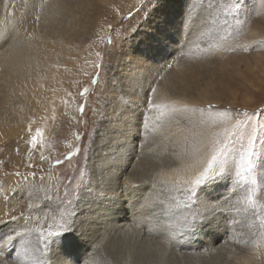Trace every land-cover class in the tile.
<instances>
[{
  "label": "rangeland",
  "instance_id": "obj_1",
  "mask_svg": "<svg viewBox=\"0 0 264 264\" xmlns=\"http://www.w3.org/2000/svg\"><path fill=\"white\" fill-rule=\"evenodd\" d=\"M234 3L0 0V27L10 38L0 45V115L8 114L9 109L18 113L19 108L21 113L31 114L36 94L42 105L50 97V102L60 99L59 111L35 148L26 146V135L20 129L7 131L0 141V204L7 206L6 215L0 218V237H17L11 241L15 243L0 247L1 264L5 259L3 264H115L116 260L121 264H232L254 245L264 255V226L258 218L264 217V130L259 127L264 112L247 126L248 131L256 127L257 137L255 207L246 199L252 186L234 182L231 164L227 166L229 179L200 193L202 203L217 206L207 212L202 206L190 205L182 193L168 191L164 183L183 184V180L149 178L167 163L171 166L190 155L198 158V143L211 147L212 140L222 138L226 126L244 119V110L264 109V0H239V10L229 11ZM31 26L41 36L45 34L54 51L41 54L42 45L24 37ZM11 46L20 52L15 59L22 55L21 61L9 60ZM9 64L12 70H6ZM4 93H9L7 98ZM149 98L154 104L178 101L189 107L167 108L162 115L161 110L149 107ZM208 105L215 107L208 109ZM227 109L232 110L231 116L218 115ZM124 129L133 134L126 142L122 141L126 140ZM131 141H135L133 152L124 172L137 171L144 181L128 188L120 184L117 195L124 202L125 224L107 222L93 230L97 236L93 242L87 240L94 223L102 224L100 209L109 211L100 188L109 180L104 174L106 166L119 144L130 147ZM134 185L137 188H131ZM127 189L146 201L141 200L139 216L131 215ZM194 213L201 215L202 222L189 232L184 220ZM73 214V230L62 232L59 225L72 222ZM124 228L139 233L120 234ZM36 229L43 231V241ZM20 230L27 236L17 235ZM49 232L61 235L49 236ZM212 232L221 235L216 239ZM173 233L175 239L170 238Z\"/></svg>",
  "mask_w": 264,
  "mask_h": 264
},
{
  "label": "bare ground",
  "instance_id": "obj_2",
  "mask_svg": "<svg viewBox=\"0 0 264 264\" xmlns=\"http://www.w3.org/2000/svg\"><path fill=\"white\" fill-rule=\"evenodd\" d=\"M27 3V2H26ZM30 3V2H29ZM52 7V6H51ZM134 8V7H133ZM52 9V8H51ZM57 9V8H56ZM54 11V10H53ZM44 12V11H43ZM45 12H46V10H45ZM42 13H41V18H42ZM48 16V15H47ZM46 16V18H48ZM43 18H45V17H43ZM50 19V18H49ZM41 21V20H40ZM46 22V21H45ZM48 22V21H47ZM50 23V22H49ZM13 25V24H12ZM42 25V24H41ZM49 25V24H48ZM1 26V25H0ZM46 25H44V27H43V30H44V28H46L45 27ZM2 27H3V25H2ZM13 27V26H12ZM15 27V26H14ZM37 27V26H36ZM4 28V27H3ZM8 28V27H7ZM160 28V27H159ZM0 29L1 30H3L1 27H0ZM5 29V28H4ZM39 29H41V26H40V28ZM42 30V29H41ZM40 30V31H41ZM9 31V30H8ZM7 31V32H8ZM11 31V30H10ZM24 32V31H23ZM42 32V31H41ZM45 32V31H44ZM11 35V34H10ZM24 37H26L29 41L31 40V42H34V43H36L37 45H42V51H41V54L44 52L43 50H45V54L47 55L48 54V51L50 50V51H54L53 49H52V45H51V43L47 40V38L45 37V34H44V36H41V34H39L38 33V31L33 27V26H31L28 30H27V32H24ZM43 35V34H42ZM7 37H8V34H7ZM6 37V41H7V39L9 38H7ZM16 38V37H15ZM10 39V38H9ZM8 39V41H10ZM17 42V41H16ZM5 42H3V41H0V45L1 44H4ZM8 43H11V42H8ZM19 43V42H18ZM17 43V44H18ZM5 44H7V43H5ZM12 45V44H11ZM8 46H9V44H8ZM13 46V45H12ZM11 46V48H13ZM19 46H20V44H19ZM6 47H7V45H6ZM54 47V46H53ZM18 48V47H17ZM9 49H10V47H9ZM2 50V52H4L3 50L4 49H1ZM7 50V49H6ZM5 50V51H6ZM11 50V49H10ZM13 50V51H12ZM11 50V58L9 57V55H8V57L10 58L9 60H11V59H14V60H18V61H21L20 59V57L22 56V55H20L19 56V59L17 58V59H15V56H17V55H19L20 54V52L19 51H16L15 50V48H13ZM48 50V51H47ZM9 51V50H8ZM7 51V52H8ZM21 51V50H20ZM17 52H19V54H17ZM1 53V52H0ZM2 54V53H1ZM4 55V54H3ZM2 56V55H1ZM22 58H24V56L22 57ZM3 59V58H2ZM4 60H6V59H4ZM3 60V61H4ZM8 60V59H7ZM2 61V60H1ZM12 61V60H11ZM5 62V61H4ZM14 62V61H13ZM16 62V61H15ZM24 62V61H23ZM22 62V63H23ZM2 63V62H1ZM0 63V65L2 66L3 65V63L1 64ZM12 63V62H11ZM5 64V63H4ZM7 64V63H6ZM21 65V64H20ZM23 65V64H22ZM25 65V64H24ZM143 65V64H142ZM5 66V65H4ZM7 67L8 68H6V70L7 69H9V67H10V69L12 70L13 68H12V65L11 64H9V65H7ZM18 68V67H17ZM25 68V67H24ZM1 69H3L2 67H1ZM22 69V68H21ZM4 70H5V68H4ZM5 70V71H6ZM15 70V69H14ZM12 72V71H11ZM14 72V71H13ZM2 73H3V71H2ZM1 73V74H2ZM5 73V72H4ZM6 73H7V71H6ZM9 73V72H8ZM24 73V72H23ZM8 75H10V74H8ZM7 75V76H8ZM13 75V74H12ZM15 75V74H14ZM28 75V74H27ZM17 76V75H16ZM11 77V76H10ZM15 77V76H14ZM14 77H12V79H14ZM22 77V76H21ZM26 77H29V76H26ZM4 78V77H3ZM6 78V77H5ZM15 78H17V77H15ZM8 79H9V77H8ZM21 79V78H20ZM23 79H25V78H23ZM30 79V78H29ZM7 80V79H6ZM10 81V80H9ZM13 81V80H12ZM3 82H5V80L3 81ZM22 82V81H21ZM6 83H7V81H6ZM28 83V82H27ZM26 83V84H27ZM0 84H2V83H0ZM36 84V83H35ZM21 85H22V83H21ZM25 85V84H24ZM38 85V84H37ZM37 87V86H36ZM1 88H3V87H1ZM8 88V87H7ZM11 88V87H10ZM5 89V88H4ZM10 90V89H9ZM5 91V90H4ZM5 94V93H4ZM9 94V93H8ZM8 94H5L4 95V97H6L7 98V96H8ZM1 95V94H0ZM38 97H39V94L37 95L36 94V98L34 99V101L32 100V105L30 106L31 107V109H32V112H31V114H28V113H21L20 111H19V109H21V108H19V109H17V112L18 113H16V112H14L13 110H11V109H9L10 111H7V112H9L8 114H3V115H0V141H2L3 139H4V136L7 134V131H8V134H10V131H15V130H17V129H20L21 131H24V133H25V135H26V139L25 140H27V144H26V146H31V143H30V140H31V136L32 135H35V132H36V129L37 128H39V129H42L43 131H45L46 129H47V126H50L49 124L51 123V120H52V116L57 112V111H59V104H58V102L60 103V99L58 100V101H54V102H50V101H53L52 99V97H50V98H48V100L42 105L41 104V102H39V100H38ZM2 98V97H1ZM12 98H13V96H12ZM20 98V97H19ZM18 98V99H19ZM14 101H16L15 100V96H14ZM17 99V98H16ZM3 100V99H2ZM7 100V99H6ZM6 100H5V102H6ZM10 100H12V99H10L9 98V100L8 101H10ZM20 100V99H19ZM7 101V102H8ZM13 101V102H14ZM6 102V103H7ZM18 101H16V102H14V103H17ZM31 102V101H30ZM1 103H2V101L0 100V105H1ZM4 103V102H3ZM5 103V104H6ZM11 103V102H10ZM19 103V102H18ZM8 104H9V102L6 104L7 106H8ZM20 104V103H19ZM42 105V106H41ZM2 106V105H1ZM6 106V107H7ZM13 106V105H12ZM17 106V105H16ZM10 107V106H9ZM14 107V106H13ZM11 108V107H10ZM3 109V108H2ZM5 110H3L2 111V113L4 112ZM16 111V110H15ZM20 112V113H19ZM1 113V114H2ZM57 115V114H56ZM121 125V124H120ZM29 126H31V133L29 132ZM115 127V126H114ZM113 127V128H114ZM123 127V126H122ZM121 127V128H122ZM130 127V126H129ZM128 127V128H129ZM49 128V127H48ZM115 128H117V129H119V127H115ZM125 128V127H124ZM126 129V128H125ZM125 129L123 130V131H125ZM130 129V128H129ZM129 129H127V131L129 130ZM132 129V128H131ZM115 130V129H114ZM117 132H119V130H116ZM16 132V131H15ZM14 132V133H15ZM46 132V131H45ZM126 132V131H125ZM124 132V134H123V136H125L124 137V139H126V140H122V141H124V142H126L127 140L129 141V140H131V139H129V138H132V137H130V135H133V134H128L127 132L125 133ZM13 133V132H12ZM114 133V132H113ZM122 133V132H121ZM131 133V132H130ZM118 134H120V133H118ZM119 137V136H118ZM113 138H115L114 136H113ZM116 139V138H115ZM113 140V139H112ZM118 140H119V138H118ZM134 140V139H133ZM120 141H121V139H120ZM132 142V141H131ZM198 142V141H197ZM38 143H39V141H38ZM38 143H37V145H38ZM114 143V142H113ZM112 143V144H113ZM118 143H120V142H118ZM128 143V142H127ZM133 143V142H132ZM130 144V147H124L123 146V143H122V145H121V143L119 144L120 146L119 147H117L116 148V150H115V155H113L114 157L113 158H111L112 159V162H110V163H108V165L106 166V167H108L107 169H105L106 171L104 172V174H105V178H109V180L108 181H104V182H106L105 184L106 185H104L103 186V184H102V187H100L101 188V190H103V192H104V194L106 195V198H105V201H106V203L108 204L107 206H108V208H106V209H108L109 211L108 212H106L105 213V210H102V208L100 209V211H99V213H101L102 214V216H104V217H101V220H102V224H101V222L99 221H96L97 223H100L101 225H97V223H94V228H92L90 231L91 232H89V234L87 235V240H95L96 238H97V236H95L96 235V230H94V229H98V228H100V226H101V228H102V226L104 225V226H106L107 224V222L109 223H111V222H118V221H120V224L121 223H124L125 222V217H124V213H122V211H124L125 209V207H124V202H123V199H121L120 198V195H117V193H118V190H119V188H120V184L121 183H123L124 184V187H130V185H132V184H134V183H137V182H143L144 181V179L143 178H140L139 177V175H141V174H135V172H137V171H135L134 172V174H128V173H125L124 172V170H125V168L127 167V165H129V163H130V160H131V156H132V149H133V145H134V143H135V141H134V143L133 144ZM126 144V143H125ZM129 145V144H128ZM194 145V144H193ZM196 146V145H195ZM19 147H21V146H19ZM116 147V146H115ZM23 148V147H22ZM113 148V147H112ZM132 148V149H131ZM111 149V148H110ZM21 150V149H20ZM112 150V149H111ZM110 150V151H111ZM207 150H210V145H208V143L207 144H205V143H198V153H199V156H198V158H197V155L196 156H193V157H190V156H188V159L186 158H184L183 160H180V161H177L176 163H174V164H171V166L167 163V167L165 168V169H163V170H158V171H156V172H153V174H152V177H151V175H150V177L149 178H151L152 180H155V178L156 179H159V178H164V179H167L168 177H172V178H174V179H180V180H183V181H185V180H187V179H189L191 176H192V174H193V170H192V168L190 167L191 165H192V162H193V159H202L203 158V156H204V154H205V152L207 151ZM114 151V150H113ZM188 151V150H187ZM187 151H186V153H187ZM193 151V150H192ZM192 151H190V153H193ZM23 152H21V154L20 155H17L19 158H21V157H23L22 154ZM113 154V153H112ZM187 154H189V152L187 153ZM185 156H187V155H185ZM108 159V158H107ZM110 160V159H109ZM136 169V168H135ZM131 171V170H130ZM123 173H125V175H127L126 177H124V175H123ZM133 173V172H132ZM104 177V176H103ZM120 177H124L121 181L119 180L120 179ZM143 177V176H142ZM149 181V180H148ZM147 181V182H148ZM150 182V181H149ZM145 183H146V181H145ZM151 183V182H150ZM139 184V183H138ZM140 184H142V183H140ZM147 184V183H146ZM152 184H153V182H152ZM143 185V184H142ZM148 185V184H147ZM147 185H145V186H147ZM135 186V185H134ZM131 187V188H135V187ZM143 187V186H142ZM137 188V187H136ZM140 189H141V187H139ZM147 188H149L148 190L149 191H151L150 189H152V188H150V187H146V189ZM117 189V190H116ZM123 189H125V188H123ZM133 189H130V190H128V191H130V194L128 195L127 194V198H128V206H129V208H132L133 209V214H131V215H133V216H139V215H141V212H142V209H141V200H142V198L139 196V194L135 191V190H133ZM121 191V190H120ZM141 191H144V189L143 190H141ZM146 191V190H145ZM148 191H146V193H147ZM125 193V192H124ZM127 193V192H126ZM140 193V192H139ZM145 193V192H144ZM149 193V192H148ZM152 193V192H151ZM150 194V193H149ZM149 194H147V196L146 197H148V199H150L149 197H150V195ZM114 195V196H113ZM149 195V196H148ZM111 196H113L112 198H110ZM143 196V195H142ZM113 199V200H112ZM143 199H144V197H143ZM143 201V200H142ZM143 202H146L145 200L143 201ZM126 204H127V200H126V202H125ZM144 204V203H143ZM7 206H5L4 204H0V218L1 217H4V215H6V212H7V208H6ZM147 209V208H146ZM152 209V208H151ZM130 211H132L131 209H130ZM125 212V211H124ZM150 212H152V211H150ZM154 212V211H153ZM122 213V214H121ZM166 213V212H165ZM130 214V213H129ZM145 214H146V212H145ZM155 214V213H154ZM160 214V213H159ZM166 215V214H165ZM128 216V215H127ZM132 216V217H133ZM143 217V216H142ZM147 217V216H146ZM145 217V218H146ZM165 217V216H164ZM144 218V219H145ZM156 218V217H155ZM143 219V220H144ZM133 220V219H132ZM122 221V222H121ZM134 221V220H133ZM140 221V220H139ZM138 221V222H139ZM148 221V220H147ZM158 221V220H157ZM159 221H161V220H159ZM154 222V221H153ZM172 222V221H171ZM119 223V222H118ZM127 223H129L128 221H127ZM18 224V223H17ZM22 224V223H21ZM125 224V223H124ZM124 224H122V225H124ZM131 224H133V223H131ZM136 224V223H135ZM145 224V223H144ZM147 224V223H146ZM181 224V223H180ZM27 225V224H26ZM112 225V224H111ZM118 225V224H117ZM25 226V225H24ZM146 226V225H145ZM221 226V225H220ZM20 227V226H19ZM115 227V226H114ZM113 227V228H114ZM123 227H125V226H123ZM122 227V228H123ZM127 227V226H126ZM104 228V227H103ZM134 228V227H133ZM133 228H124V229H121V230H119L118 232H120V234H126V233H129V232H134V233H139V232H137L136 230L134 231V230H131V229H133ZM140 228V227H139ZM87 229V228H86ZM107 229V228H106ZM105 229V230H106ZM115 229V228H114ZM17 230V229H16ZM23 230V229H22ZM22 230H20V232L22 231ZM95 232H94V231ZM116 230H117V228H116ZM139 230V229H138ZM141 230V229H140ZM153 230V229H152ZM211 230V229H210ZM108 231V233L109 232H111L110 230H107ZM145 232L147 231V229H145L144 230ZM156 231V230H155ZM23 232V231H22ZM22 232L21 233H19V234H21V236L23 235L22 234ZM25 232H27V231H25ZM106 232V231H105ZM148 232V231H147ZM146 232V233H147ZM18 233V232H17ZM30 233H31V230H30ZM29 233V234H30ZM11 234V233H10ZM150 234V233H149ZM152 234V233H151ZM156 234H157V232H156ZM110 235V234H109ZM186 235V234H185ZM220 235L221 234H219L218 233V235H214L213 234V232H212V236H213V238H219L220 237ZM9 236V235H8ZM20 236V235H19ZM20 236V237H21ZM23 236H27L26 234L25 235H23ZM29 236V235H28ZM125 236V235H124ZM127 236V235H126ZM13 237V236H12ZM17 237H15V238H13L14 240L16 239ZM112 238H114V237H112ZM122 238V237H121ZM22 239V238H21ZM29 239V238H28ZM184 239V238H183ZM17 240H19V239H17ZM23 240H24V238H23ZM93 240V241H94ZM182 240V239H181ZM92 241V242H93ZM209 241V240H208ZM207 241V242H208ZM18 242H21V241H18ZM23 242V241H22ZM92 242H90V243H92ZM184 242V241H183ZM12 243H15V242H12ZM11 243V244H12ZM17 243V242H16ZM85 243V242H84ZM186 243V242H185ZM18 244V243H17ZM21 244V243H20ZM180 244V243H179ZM186 244H188V243H186ZM211 244H212V242H211ZM28 245V244H27ZM189 245V244H188ZM12 246V245H11ZM16 246V245H15ZM185 246V245H184ZM87 247V246H86ZM13 248V247H12ZM18 248H20V247H18ZM91 248H93V246L91 247ZM260 248V247H259ZM258 248V246L257 245H254L251 249H249V251L247 252V253H245V252H243L242 253V255L239 257V256H237L236 258H235V260L233 261V263L232 264H264V255H263V251L262 250H260ZM22 249V248H21ZM1 250V249H0ZM17 250V249H16ZM130 250V249H129ZM1 252V251H0ZM11 252H13V251H11ZM17 252H18V250H17ZM17 252H16V254H17ZM86 252V251H85ZM5 253H6V251H5ZM19 253H20V251H19ZM120 253V252H119ZM245 253V254H244ZM12 254V253H11ZM15 254V253H14ZM13 254V255H14ZM87 254H89V253H87ZM124 254H126V252H124ZM178 254V253H177ZM190 254V253H189ZM244 254V255H243ZM4 255V254H3ZM86 255V254H85ZM8 256V255H7ZM26 256V255H25ZM132 257L133 255L130 253V251H128V257ZM193 256V255H192ZM1 257H5V255L4 256H1ZM16 257H17V255H16ZM15 257V258H16ZM18 257H19V255H18ZM18 257L16 258V259H18ZM27 257V256H26ZM83 257H85V256H83ZM6 258V257H5ZM22 258V257H21ZM4 259V258H3ZM22 260H26L25 258H23ZM131 260V259H130ZM5 261H6V259H5ZM4 261V262H5ZM120 260H116V261H114V263L115 264H121L120 262H119ZM3 262V261H2ZM3 262V263H4ZM8 262V261H7ZM22 263H23V261H21ZM24 262H26V261H24ZM58 262V261H57ZM66 262H68V261H66ZM71 262V261H70ZM2 263V264H3ZM17 263H18V261H17ZM32 263V262H31ZM63 263V262H62ZM69 263V262H68ZM75 263V262H74ZM127 263H128V261H127ZM1 264V263H0ZM59 264H61V263H59ZM67 264V263H66Z\"/></svg>",
  "mask_w": 264,
  "mask_h": 264
},
{
  "label": "snow or ice",
  "instance_id": "obj_3",
  "mask_svg": "<svg viewBox=\"0 0 264 264\" xmlns=\"http://www.w3.org/2000/svg\"><path fill=\"white\" fill-rule=\"evenodd\" d=\"M238 3L239 0H235L233 9H229V11H238ZM189 5H191V0H189ZM0 41L6 42V29L0 30ZM261 43H264V41ZM169 67H171V65H169ZM85 91H87V89H85ZM151 91L154 93L155 88H152ZM148 103L150 108L161 110L162 115L163 110L167 108L176 111L177 106L182 109H188L189 107L187 104H180L178 101H172L170 104H154L151 98H149ZM207 107L208 109H213L215 106L208 105ZM259 112H264V109L252 112L244 110L242 113L244 119H237L235 124L226 126L223 129L222 138L212 140L210 150L205 152L203 158L193 159L192 165L190 166L193 170V174L189 179L185 180L183 184L178 182H164L167 185L168 191L182 193L190 205L202 206L205 212L215 210L217 208L216 205L202 203L199 199V195L201 192H207L209 187L218 186L220 182L229 179L231 170L227 166L231 164L235 167L234 182L237 185L247 184L252 186V190L246 199L249 204L255 207L257 205L255 196L258 191V174L257 165L254 163L253 157L255 156L254 145L257 137L255 134L256 127L253 126L251 131H248L247 126L252 124L253 117ZM240 114L239 110H237V115ZM218 115L222 117L231 116L232 110L227 109L218 112ZM259 127L264 130V123L259 125ZM29 132L31 133V126H29ZM42 134L43 130L37 128L35 135L31 136L30 143L33 148L36 147L39 140L43 139ZM214 135L220 136L221 134L216 133ZM236 142H240L239 149L236 148ZM262 156H264V145H262ZM41 159L43 160L44 157L41 156ZM56 163L59 164L61 161L57 160ZM17 175H19V173H17ZM258 218L261 220V225L264 226V217ZM74 221L75 215L73 214L72 222L59 225L61 231H72V223H74ZM200 222H202L201 215L199 213H194L191 219L185 218L183 226L184 229H187L189 232H194ZM36 231L40 233V239L43 241L45 239L43 231L41 229H36ZM17 235L20 234L17 233ZM48 235L59 237L61 232H49ZM170 238L175 239V234L173 233ZM12 240V236L0 237V247L10 244ZM97 247H99V245H97Z\"/></svg>",
  "mask_w": 264,
  "mask_h": 264
}]
</instances>
